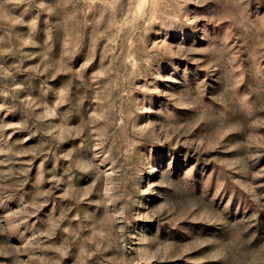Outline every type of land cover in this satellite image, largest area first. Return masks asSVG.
I'll return each instance as SVG.
<instances>
[{
	"label": "rangeland",
	"instance_id": "374dc122",
	"mask_svg": "<svg viewBox=\"0 0 264 264\" xmlns=\"http://www.w3.org/2000/svg\"><path fill=\"white\" fill-rule=\"evenodd\" d=\"M0 264H264V0H0Z\"/></svg>",
	"mask_w": 264,
	"mask_h": 264
}]
</instances>
